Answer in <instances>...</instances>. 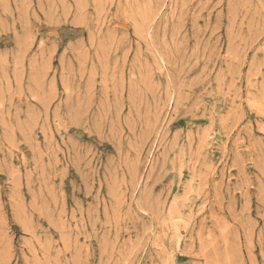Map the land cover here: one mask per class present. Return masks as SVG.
<instances>
[{
	"label": "rangeland",
	"instance_id": "1",
	"mask_svg": "<svg viewBox=\"0 0 264 264\" xmlns=\"http://www.w3.org/2000/svg\"><path fill=\"white\" fill-rule=\"evenodd\" d=\"M0 264H264V0H0Z\"/></svg>",
	"mask_w": 264,
	"mask_h": 264
}]
</instances>
